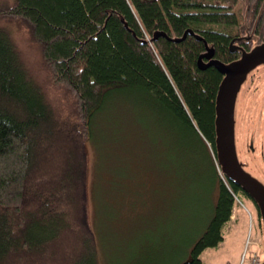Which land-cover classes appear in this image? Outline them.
<instances>
[{"label": "trees", "instance_id": "16d2710c", "mask_svg": "<svg viewBox=\"0 0 264 264\" xmlns=\"http://www.w3.org/2000/svg\"><path fill=\"white\" fill-rule=\"evenodd\" d=\"M255 40L264 42V0H0V264H98L90 145L99 159L125 162L128 176L105 191L123 199L133 188V206L173 187L174 157L209 162L206 190L217 195L204 228L187 258L163 263L202 264L234 195L247 196L216 164L223 75L203 55L210 48L227 63ZM104 109L122 122L102 119ZM164 155L169 169L157 162Z\"/></svg>", "mask_w": 264, "mask_h": 264}, {"label": "rangeland", "instance_id": "374dc122", "mask_svg": "<svg viewBox=\"0 0 264 264\" xmlns=\"http://www.w3.org/2000/svg\"><path fill=\"white\" fill-rule=\"evenodd\" d=\"M246 35L253 36L252 33ZM23 56L25 62H29L24 53ZM27 65L33 78H43L32 62ZM50 94L52 100L54 94ZM103 112L102 119L111 124L121 123L124 118L121 113L117 114V109H104ZM234 116L237 157L244 169L264 184V63L252 69L242 82L236 95ZM109 156L103 153L99 159L90 145L88 214L98 264H163L187 258L193 242L204 228L210 199L214 200L217 195L215 185L210 195L206 190L212 173L209 162L197 156L192 159L186 158L188 155L174 157L172 163L178 162V172L174 173V178L168 179L166 175L173 187L160 191L156 204L133 206L130 204L133 188L125 191L124 197L121 195L124 203L119 198L120 193L115 197L105 191L116 183L109 181L111 178L120 181L121 177L128 176L125 162L116 166L109 161ZM157 162L168 169L172 166L165 155ZM117 185L126 186L125 183ZM240 198L235 200L232 216L223 226L222 241L201 252L203 264H251L253 254L260 264L264 260L263 221L255 203L249 198Z\"/></svg>", "mask_w": 264, "mask_h": 264}, {"label": "water", "instance_id": "95a60500", "mask_svg": "<svg viewBox=\"0 0 264 264\" xmlns=\"http://www.w3.org/2000/svg\"><path fill=\"white\" fill-rule=\"evenodd\" d=\"M238 49L241 50L240 56L227 63L211 59L212 51L210 48L203 55L209 59L203 65L213 64L223 75L215 97L216 163L223 175L237 184L256 202L264 224V184L247 172L243 168L242 162L239 161L235 147L234 130V105L237 92L248 73L264 63V42L255 44L249 50L240 47ZM201 58L202 55L199 57L200 61ZM261 264H264V260Z\"/></svg>", "mask_w": 264, "mask_h": 264}, {"label": "flooded vegetation", "instance_id": "af4514ba", "mask_svg": "<svg viewBox=\"0 0 264 264\" xmlns=\"http://www.w3.org/2000/svg\"><path fill=\"white\" fill-rule=\"evenodd\" d=\"M250 173V172H249ZM251 174V173H250ZM252 175V174H251ZM252 176H254V175H252ZM254 177H256V176H254ZM258 179V178H257ZM259 180V179H258ZM242 190V189H241ZM246 198H249L251 201H252V203L255 205V207H256V209H257V214H259L260 216H261V214H260V211H259V208H258V206H257V204H256V202L252 199V197L249 195V194H247L246 193ZM262 219V218H261ZM263 226H264V224H263Z\"/></svg>", "mask_w": 264, "mask_h": 264}, {"label": "built area", "instance_id": "2783aa9c", "mask_svg": "<svg viewBox=\"0 0 264 264\" xmlns=\"http://www.w3.org/2000/svg\"><path fill=\"white\" fill-rule=\"evenodd\" d=\"M251 264H259V260L257 257L254 256L253 254V257H252V263Z\"/></svg>", "mask_w": 264, "mask_h": 264}, {"label": "bare ground", "instance_id": "6f19581e", "mask_svg": "<svg viewBox=\"0 0 264 264\" xmlns=\"http://www.w3.org/2000/svg\"><path fill=\"white\" fill-rule=\"evenodd\" d=\"M221 177L224 178V177H226V176L221 174ZM236 196H237V195L235 194L234 197L236 198ZM235 198H234V200H235Z\"/></svg>", "mask_w": 264, "mask_h": 264}, {"label": "crops", "instance_id": "0c3cea01", "mask_svg": "<svg viewBox=\"0 0 264 264\" xmlns=\"http://www.w3.org/2000/svg\"><path fill=\"white\" fill-rule=\"evenodd\" d=\"M204 263V260H202V264Z\"/></svg>", "mask_w": 264, "mask_h": 264}]
</instances>
